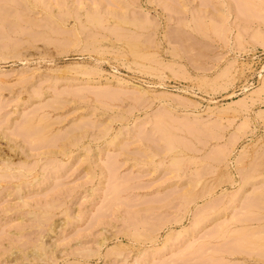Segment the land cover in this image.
I'll list each match as a JSON object with an SVG mask.
<instances>
[{"label":"rangeland","instance_id":"obj_1","mask_svg":"<svg viewBox=\"0 0 264 264\" xmlns=\"http://www.w3.org/2000/svg\"><path fill=\"white\" fill-rule=\"evenodd\" d=\"M263 196L264 0H0V264H264Z\"/></svg>","mask_w":264,"mask_h":264},{"label":"bare ground","instance_id":"obj_2","mask_svg":"<svg viewBox=\"0 0 264 264\" xmlns=\"http://www.w3.org/2000/svg\"><path fill=\"white\" fill-rule=\"evenodd\" d=\"M129 46H130V47H128L129 49H130L131 47L134 48V47H135V44L132 43V44H130ZM140 48H141V47H140ZM132 50H133V49H132ZM263 197H264V196H263ZM262 199H263V198H262ZM40 249H41V248H40ZM0 253H1V251H0ZM24 254L26 255L25 252L23 253V255H24ZM27 254H28V253H27ZM21 256H22V255H21ZM27 256H28V255H27ZM8 257H9V256H8ZM22 257H23V256H22ZM6 259H8V258H6ZM6 259H5V260H6ZM9 259H10V257H9ZM21 259H22V258H21Z\"/></svg>","mask_w":264,"mask_h":264}]
</instances>
